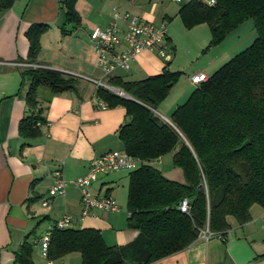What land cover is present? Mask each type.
I'll return each mask as SVG.
<instances>
[{"label":"trees","instance_id":"trees-1","mask_svg":"<svg viewBox=\"0 0 264 264\" xmlns=\"http://www.w3.org/2000/svg\"><path fill=\"white\" fill-rule=\"evenodd\" d=\"M16 0H0V12ZM67 25L78 26L81 18L76 0H61ZM178 15L187 29L207 24L211 38L206 49L224 39L248 19L257 36L208 80L195 87L188 99L171 115V123L155 115V109L178 82L181 73L165 68L161 73L129 81L119 76L107 84L131 98L97 86L96 97L106 107L123 106L128 121L118 136L129 155L142 164L129 172L127 193L128 226L137 231L124 244L109 246L96 228L55 229L48 257L61 259L77 252L81 264H155L189 248L201 230L208 228L224 242L230 228L227 217L243 225L251 220L250 208H264V0H188ZM49 26L33 23L26 31L27 60L35 66L21 71L27 83L26 114L19 125L24 138L41 135L44 102L66 92H78V78L46 66H37L41 36ZM170 62V61H169ZM167 62V64L169 63ZM248 141V144L241 146ZM173 152V165L184 181L169 179L151 165ZM187 199L188 213L179 209ZM264 257V252L257 258ZM19 264H34L32 246L26 240L15 253Z\"/></svg>","mask_w":264,"mask_h":264},{"label":"crops","instance_id":"crops-1","mask_svg":"<svg viewBox=\"0 0 264 264\" xmlns=\"http://www.w3.org/2000/svg\"><path fill=\"white\" fill-rule=\"evenodd\" d=\"M60 1L16 0L11 8L0 12V61L7 63L0 66V264H19L15 253L21 245L27 240L32 246L34 238L43 236L65 215L75 219L74 228L98 229L109 246L124 245L137 235L127 220L130 171L122 169L103 174L90 188L96 196H112L119 207L117 212L96 210L94 215L82 218L81 194L74 184L77 178L87 174L93 158L124 151L118 131L129 118L123 106L106 107L96 97L95 80L106 83L107 79L97 69V52L90 40L95 27L106 28L113 21L114 9L154 23L162 20L169 23L168 41L173 55L168 64L156 52L145 50L131 63L129 70L118 69L112 75L134 81L159 74L165 68L179 71L178 82L153 109L168 123L173 111L196 87L189 77L198 72L210 76L232 58L234 52H240L244 35L247 39L243 32H236L239 26L221 44L205 50L211 38L208 25L187 29L182 21L178 22L180 7L174 5L175 0H76L81 23L68 24L67 33L62 34L65 13ZM33 23L49 26L40 39L37 66L77 77L78 92H66L44 102L41 135L24 138L19 133V125L27 110L24 99L27 83H23L21 71L25 64H31L27 60L26 31ZM234 32L238 35L232 36ZM181 37L191 39L184 59L179 55L183 46ZM190 48L193 54L204 53L205 59L194 60ZM153 162L165 177L184 181L182 170L177 175L165 173L163 163L171 169L173 152ZM56 170L62 172L68 185L64 196L51 197L49 190L55 184ZM44 200H48L47 205ZM250 215L251 220L243 225L235 217H227L230 228L225 242L218 236L208 241L198 238L186 250L155 264H264V257L257 258L264 252V208L255 204L250 208ZM45 223L44 231H40ZM32 260L34 264H45L39 247L32 246ZM60 260L81 264L77 252Z\"/></svg>","mask_w":264,"mask_h":264},{"label":"built area","instance_id":"built-area-1","mask_svg":"<svg viewBox=\"0 0 264 264\" xmlns=\"http://www.w3.org/2000/svg\"><path fill=\"white\" fill-rule=\"evenodd\" d=\"M181 2L182 0H175ZM209 4H213L214 0H208ZM113 21L106 28L95 27L90 33L92 41L97 52V69L100 71L104 79L109 78L118 69L129 70L131 63L140 53L145 50L154 51L161 57L164 62H169L173 55V50L168 41V21L162 20L160 23H154L133 15L129 12H122L114 9L112 12ZM7 64L0 61V66ZM9 64V63H8ZM24 66H35L25 64ZM209 76L204 72L194 73L189 77V81L194 86H199L207 81ZM97 86L106 87L116 94L127 98V94L121 89L109 86L102 80H95ZM103 106H106L103 103ZM170 123V122H169ZM38 125H41L38 123ZM142 164V160L129 155L127 152H107L99 157L91 160L87 174L80 176L75 180L74 184L81 194V217L94 215L96 210L117 212L119 207L115 199L110 195L96 196L92 194L91 185L103 174L115 172L118 170L132 171ZM55 184L49 190V195L64 196L68 182L63 178L62 172L56 170ZM44 205L48 204V200L43 201ZM182 212L190 211V204L187 199H183L179 204ZM75 219L65 215L61 219L52 224L45 234L36 237L32 241L33 247H39L41 254L45 259V264H67L60 259H50L48 257V245L51 233L55 229L63 230L72 227ZM213 233L205 228L200 231V239L208 241L213 237ZM220 238V237H219Z\"/></svg>","mask_w":264,"mask_h":264},{"label":"rangeland","instance_id":"rangeland-1","mask_svg":"<svg viewBox=\"0 0 264 264\" xmlns=\"http://www.w3.org/2000/svg\"><path fill=\"white\" fill-rule=\"evenodd\" d=\"M186 1H188V0H183V1H181L180 3H178V2H176V3H174V5H176L178 8L181 6V4L182 3H185ZM178 22H181V19H180V17H178ZM168 27H169V23H168ZM238 30L239 31H236V32H238V33H240L241 34V32H243L244 34H246V36H247V39H245V35L242 37L243 38V40H244V43H243V45L241 46L242 48H241V50H239V51H242L243 49H245V47H248L251 43H252V39H253V37L255 38L256 36H257V33H256V31H255V28H254V24H253V21H252V19H248L247 21H245L242 25H240V27L238 28ZM251 31V32H250ZM236 32H234V35H232V36H237L238 34L236 33ZM248 34V35H247ZM250 35H252L251 37H250ZM231 38V37H230ZM181 39H182V43H183V46L180 48V57L181 58H183L184 59V57H185V55H186V53H185V49L187 50L188 49V47H191V43H190V40L191 39H186V38H182L181 37ZM190 51H191V53L193 54V52H192V48H190L189 49ZM194 52H196V51H194ZM238 52H234L233 53V56L234 55H236ZM202 55H204V53H197V54H193V55H191L192 57H194V60H201V61H203L204 59H205V57H202ZM196 57V58H195ZM195 62V61H194ZM210 73V72H209ZM155 113V115H157L159 118H161V119H163L162 118V116L158 113V112H154ZM164 120V119H163ZM169 156V155H168ZM168 159V157H165V160H167ZM164 160V159H163ZM151 165H153V166H155V163L154 162H152V164ZM168 165H169V163H168ZM163 166H164V169H165V173L167 174V175H177L178 173L179 174H181L180 172H181V169L179 168V167H176V166H172L171 167V169H169L168 168V166H166V165H164V163H163ZM122 189V188H121ZM125 189V188H124ZM125 192V191H124ZM45 226H46V223L44 224V226L43 227H41V229H40V231H44V228H45ZM39 231V232H40ZM38 254V259H39V261H41L42 260V257H41V255L39 254V252L37 253Z\"/></svg>","mask_w":264,"mask_h":264},{"label":"water","instance_id":"water-1","mask_svg":"<svg viewBox=\"0 0 264 264\" xmlns=\"http://www.w3.org/2000/svg\"><path fill=\"white\" fill-rule=\"evenodd\" d=\"M127 98H131L129 95H127ZM248 144V141H246L242 146L241 148L245 147L246 145Z\"/></svg>","mask_w":264,"mask_h":264}]
</instances>
